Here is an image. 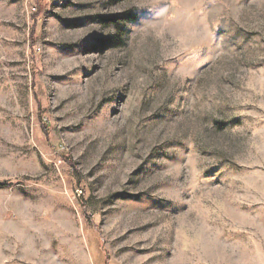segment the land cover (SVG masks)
I'll use <instances>...</instances> for the list:
<instances>
[{
    "label": "rangeland",
    "instance_id": "rangeland-1",
    "mask_svg": "<svg viewBox=\"0 0 264 264\" xmlns=\"http://www.w3.org/2000/svg\"><path fill=\"white\" fill-rule=\"evenodd\" d=\"M0 264H264V0H0Z\"/></svg>",
    "mask_w": 264,
    "mask_h": 264
},
{
    "label": "trees",
    "instance_id": "trees-1",
    "mask_svg": "<svg viewBox=\"0 0 264 264\" xmlns=\"http://www.w3.org/2000/svg\"><path fill=\"white\" fill-rule=\"evenodd\" d=\"M7 185V183H0V189L6 187Z\"/></svg>",
    "mask_w": 264,
    "mask_h": 264
}]
</instances>
